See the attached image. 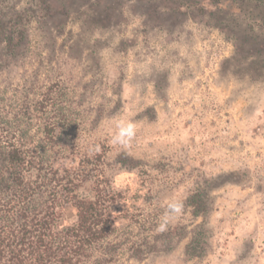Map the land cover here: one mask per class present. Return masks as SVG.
<instances>
[{"label": "rangeland", "instance_id": "obj_1", "mask_svg": "<svg viewBox=\"0 0 264 264\" xmlns=\"http://www.w3.org/2000/svg\"><path fill=\"white\" fill-rule=\"evenodd\" d=\"M0 12L22 34L0 60V144L48 145L88 178L82 197L94 183L114 196L116 228L88 264H264V0H0ZM53 104L68 121L52 141L36 109ZM113 117L136 123L129 147L111 143Z\"/></svg>", "mask_w": 264, "mask_h": 264}, {"label": "trees", "instance_id": "obj_2", "mask_svg": "<svg viewBox=\"0 0 264 264\" xmlns=\"http://www.w3.org/2000/svg\"><path fill=\"white\" fill-rule=\"evenodd\" d=\"M4 17L0 12V60L12 52L16 37L22 36L12 20ZM45 109L42 105L36 110L47 114L44 134L53 141L55 131L67 125L66 109L55 104L46 113ZM47 146L0 144V264H88L116 228L106 206L114 202V196L94 183L93 196L82 197L78 191L88 182L84 172L76 175L73 166H57ZM189 202L196 215L206 212L199 194ZM67 204L74 209V219L62 226Z\"/></svg>", "mask_w": 264, "mask_h": 264}, {"label": "clouds", "instance_id": "obj_3", "mask_svg": "<svg viewBox=\"0 0 264 264\" xmlns=\"http://www.w3.org/2000/svg\"><path fill=\"white\" fill-rule=\"evenodd\" d=\"M114 125H115V131L112 136L111 143L114 145H121L124 147H129L131 144V141L136 136V129L137 125L135 122L128 120L126 118L120 117H113L112 118ZM93 149H90L92 151ZM100 146L97 144L94 147L95 152H99ZM126 177L121 175L116 179L117 186L120 185L121 181L124 180ZM182 205L178 203H170L168 205V209L171 213L176 214L179 213L182 209ZM169 219V215L166 212L165 215L162 217L163 223L160 225L161 230L166 226Z\"/></svg>", "mask_w": 264, "mask_h": 264}]
</instances>
